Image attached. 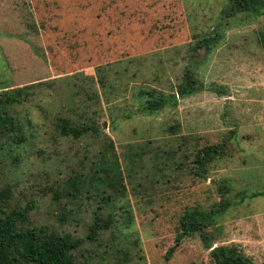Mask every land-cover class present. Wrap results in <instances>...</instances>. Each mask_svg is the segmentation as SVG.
<instances>
[{"label":"rangeland","instance_id":"374dc122","mask_svg":"<svg viewBox=\"0 0 264 264\" xmlns=\"http://www.w3.org/2000/svg\"><path fill=\"white\" fill-rule=\"evenodd\" d=\"M229 6V0H0V91L34 85L15 108L23 141L14 144L13 133L1 142L0 188L10 190L13 206H33L30 226L85 238L92 210L106 216L107 207L97 197L68 203L63 221L52 195L104 152L121 174L124 194L115 213L126 210L134 220L123 232L131 236L116 234L112 244L137 253L130 264H213L197 234L181 239L169 260L165 255L185 210L222 202L227 209L207 230L214 246L264 264V11L229 15ZM201 40L212 41L199 46ZM187 70L204 87L182 98L177 87ZM146 91L167 105L147 112V97L139 95ZM59 117L88 120L98 137L59 136ZM217 144L221 155L198 177L195 156ZM90 247L102 253L84 244L80 263ZM104 257L89 262L114 263L112 253Z\"/></svg>","mask_w":264,"mask_h":264},{"label":"trees","instance_id":"16d2710c","mask_svg":"<svg viewBox=\"0 0 264 264\" xmlns=\"http://www.w3.org/2000/svg\"><path fill=\"white\" fill-rule=\"evenodd\" d=\"M229 5V15L247 13L258 17L264 11V0H229ZM211 41L201 40L199 46L209 45ZM262 45L264 47V40ZM184 77V83L177 87V94L182 98L203 89V84L192 78L188 70ZM33 86L0 91V150L2 140L10 137L13 133H15L14 144H20L23 141V126L15 119L17 117L15 108L29 100L33 94ZM141 94L147 97L144 109L149 113L158 112L167 105V100L163 96H155L151 91L140 92L139 95ZM55 130L59 136L74 141L88 139L90 136L97 138L99 134V128L89 123L88 120L76 123L67 117L57 119ZM221 151L220 144L204 147L195 156L194 173L198 177L204 178L206 165L220 156ZM84 157L89 158L87 154ZM87 169L86 172L70 174L59 185L60 190L54 191L52 195V201L60 210L59 214L64 218L63 221L67 220L70 213L66 211L68 203L75 202L81 206L83 200H92L97 197L101 205L103 204L102 210L107 207L106 210H103L106 216H102L100 208L92 210L90 222H86L87 235L85 238H74L70 233L59 231L53 227L30 226L28 214L33 206L29 205L26 209L13 206L10 190L6 187L0 188V264H104L90 263L89 259H105L104 255L109 253H112L115 258L113 264H130L135 260L137 253H133L131 248L130 251H126L115 249L112 245L116 234L120 235L117 236L120 239L121 237L129 238L131 233L123 232L128 231L134 225L132 216L125 215L126 210L118 216L115 213V205L124 194L121 189L120 169L115 158L111 161L109 156L100 152L96 161L92 160L88 163ZM99 191L103 193L101 198L98 196ZM224 192L225 190L222 189L221 193ZM106 193L108 194L106 195ZM61 199L66 200L64 205H62ZM227 207L228 204L222 202L220 207L213 206L207 211L185 210L179 221V232L175 244L168 249L165 260H169L180 245L181 239L197 234L204 248L209 250L213 264H254L242 252L229 246H214L212 242L207 230L214 225L216 218ZM118 223H121V226ZM109 241L112 243L109 244ZM135 243L139 244V241L137 240ZM84 244L93 246L96 250H102V253L95 252L92 247L90 250L85 249L88 257L80 263L79 253Z\"/></svg>","mask_w":264,"mask_h":264}]
</instances>
